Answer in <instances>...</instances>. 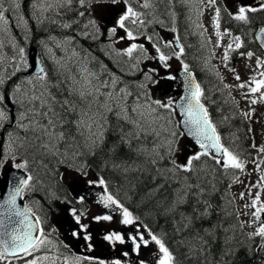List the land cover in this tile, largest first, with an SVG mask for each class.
Wrapping results in <instances>:
<instances>
[{"label": "snow or ice", "instance_id": "snow-or-ice-1", "mask_svg": "<svg viewBox=\"0 0 264 264\" xmlns=\"http://www.w3.org/2000/svg\"><path fill=\"white\" fill-rule=\"evenodd\" d=\"M175 2L176 0H167L169 5ZM180 2L190 6L193 0ZM155 3L156 0H142L139 7L149 10ZM218 3L219 0H195V7L198 16L204 14L205 8L213 9L211 24L213 35L216 37L215 48H221L224 36L231 37V41L223 46L221 61L228 71L235 73V68L230 63L232 53L243 48L245 42L241 36L233 35L228 29L221 31L222 9ZM117 5L122 7L116 9ZM20 7V0H10V3L9 0H0V87L5 86L17 73L27 71L30 67L26 49L20 46L11 34L10 25L15 19L16 26L25 32L27 38L28 20L22 14L15 15ZM32 8L33 15L39 14L43 17L39 23L48 21L58 24L64 30L72 29L74 25L79 28L82 23L80 18H86L77 35L99 42V50L112 58L119 67L118 72L113 71L89 50L82 51L77 45L76 35H65L62 38L49 36L40 43L52 68H47L41 59L37 64L38 70L14 83L10 94L0 92V126L9 119L5 101L11 100L19 106L16 126L25 133L23 137L18 134L16 136L19 147L34 140L45 155L71 158L74 162L67 164L70 172L84 177V182L89 187L101 189L96 202L109 211L90 217L87 210L73 206L84 204V196L69 199L67 196L61 198L55 191L48 193L51 197L49 211L56 206L59 212L66 213L63 222L67 223L68 239L82 243L87 252H94L97 247L117 250L118 245H127L125 250L120 251V258L106 261L97 256H65L59 264H126L123 258L133 254L138 259L131 264H148L139 257L141 250L151 245L156 246V260L153 264H176L175 256L166 246L164 236L157 234L140 215L134 213L118 193H113L103 176L96 173L93 174L94 178L88 179L90 166L86 162L75 163L80 157H94L98 150L103 149L107 133L111 129L112 118L115 119L119 130V139L108 149L110 157L113 158L112 169L124 173L131 170L149 174L155 186L145 194L147 202L155 201L153 210L156 215L163 216L166 222L170 220L174 231L184 236L181 244L187 248L188 256L196 258L198 264L201 258L203 264H232V258L239 250L237 243L247 247L249 252L253 247L264 252V201H261L260 191L244 205L245 209H252L250 213H243L250 216L249 220H239L240 213H236L237 222L230 227H223L219 223L203 227L214 211L210 197L216 191V170L222 169L225 174L231 170L234 174L233 182L240 183L235 173L244 172L245 161L223 143L216 124L202 103L204 92L201 85L196 82L189 65L182 59L185 48L181 37L176 35L166 40L155 31H147L149 25L155 23L163 26L164 21L154 15L148 18L149 12L138 11L132 6V0H33ZM94 10H106L111 13V23H108L103 14L97 18ZM223 11L232 20L247 25L251 23L250 14L264 12V0H259L256 5L240 2L234 11H230L225 4ZM65 12H72L76 19H56ZM9 13L13 14L12 17H9ZM172 16L175 17L174 12ZM196 27L203 29L204 25L197 23ZM167 30L177 32L175 26ZM200 35L203 36L204 33L201 32ZM4 37L10 40L11 55L5 52L8 45L5 44ZM141 40L144 42H140ZM255 40L259 42L260 50L264 51V27H260L255 33ZM125 42L126 47H117ZM208 43H211V40ZM57 51L61 54L57 55ZM239 55L249 60L255 57L256 67L247 81H242L240 75L235 74L233 78L238 81L235 87L247 89L241 93L245 99L259 94L260 100L264 101V55H257L251 50L239 52ZM173 58L182 65L185 94L173 98L165 93V99L153 98L152 90L160 85L162 80L177 79L168 73L171 68L169 61ZM147 62H154L157 66L141 68V65ZM121 65H127V70ZM160 69L164 70L165 75H160ZM120 73L131 76L139 73L141 79L129 82L124 80ZM217 75L219 76V73ZM224 87L228 88L230 85L224 84ZM250 103L255 104L257 100L251 99ZM69 114L72 119H68ZM175 115H179L181 119L174 120ZM241 115L250 118L251 112ZM149 137L152 138L151 146L147 142ZM186 137L191 138L199 150L184 156L183 160H178L176 154L181 152V140ZM121 147L126 148L129 153H134L138 159L143 158L145 165L151 167L141 168L135 161L132 164L126 160L117 161L115 156ZM253 148L258 154H264V145L257 148L253 144ZM184 149L187 151L188 145H184ZM204 157L212 159L216 166L212 170L211 179L207 174L201 175L204 169L197 163ZM163 160L168 161V167H158ZM59 162L64 163V160ZM252 162L259 173V180L256 184L247 186L250 197L253 188H264V159L259 163ZM108 165L109 161L105 160L104 166ZM15 167L23 170L26 175L14 179L11 191L0 201V261H5L10 256L23 259L33 256V253L48 245L55 247L50 238L51 232L46 233L42 227L46 223V215L42 216L40 210L29 205L23 208L17 205V198L23 199L26 192L34 191L35 184L39 181L32 174L27 159L16 163ZM160 180H163V183H160ZM166 185L171 187L170 198L156 200ZM244 197L245 193L240 192L239 198L243 200ZM56 201L65 207L55 205ZM114 218L118 219L121 228H104L101 232L99 228L93 227L111 224ZM245 227H254L255 230L245 233ZM124 229L128 231L125 232ZM236 229L245 237L244 241L237 242ZM57 231L56 228L52 229V232ZM229 231L232 235H228ZM220 232L223 233L222 237L218 235ZM257 238L259 243H256ZM217 242L221 245L218 258L212 251ZM64 247L67 248L68 245L65 244ZM58 260L56 256L45 255L26 260L25 264H43L44 261L58 264Z\"/></svg>", "mask_w": 264, "mask_h": 264}, {"label": "trees", "instance_id": "trees-1", "mask_svg": "<svg viewBox=\"0 0 264 264\" xmlns=\"http://www.w3.org/2000/svg\"><path fill=\"white\" fill-rule=\"evenodd\" d=\"M22 8L29 21V25L27 27V38H25V32L22 31L21 28L16 26V22L14 20H12L10 25L14 34L13 37H15L20 46L24 47L25 49L31 44L37 45L39 47L40 41L47 40L49 36L62 38L65 35H76L77 45L82 51L89 50L92 55L107 64L110 68H112L113 71H119V68L111 62V59L106 57L103 51L99 50L100 45L97 42H90L89 39L77 35L83 22L81 23L79 28L74 25L72 29L64 30L60 28L58 24H52L48 21L39 23L37 20H34V15L32 12L33 8L27 1L23 0ZM160 9H162V7ZM47 15L51 16L52 14ZM262 16L263 15H260L259 13L253 14V16L251 17L252 21L249 25L254 26L255 23L261 20ZM56 19H63L64 21H67L69 19H76V16L72 12H65L61 17H56ZM182 24H184V22H182L181 25ZM249 32L250 29L243 31L245 39L249 38ZM189 43L190 42H188L189 48H186L182 59L185 60L189 57V59L193 62H201L203 60L201 50L197 48L196 44L190 46L191 44ZM172 60L176 59L173 58ZM172 60H170L169 63H171ZM120 74L123 76L124 80L129 82L141 79L135 78V76L131 75H124L123 73ZM53 79H55V77H53ZM218 90V88L215 89L214 87H210L208 89V93L216 95V97L218 98L215 99L214 102L221 104L222 98L217 95ZM205 94H207V92H205ZM221 110L223 111V115H220L218 117L211 116L217 126H221L225 129L218 130V132L221 134L222 138H226V140H236L235 144L238 146L239 150L246 155V146L248 143V139L245 138V124L240 120L239 122H237V119L231 118L232 114L230 111L223 109ZM68 119H72L71 114H69ZM19 134L20 137H23L25 135V133L22 131H20ZM118 139L119 130L117 128L115 119L112 118L111 129L107 133L106 143L104 144L103 149L98 150L94 157H89L92 161V164L97 167L99 166L98 168H104L106 171H108L110 176H117L120 178L121 189L123 191V194L128 198L130 209L137 215H140L142 219L146 223H148L157 234L164 236L166 246L169 247L170 251H172L175 256L176 264H198L196 258L187 255V248L183 244H181V240L184 239V236L174 231L170 220L166 222L163 216L156 215V212L153 210V203L155 201L151 203L147 202V197L145 194L155 186L149 174L147 172L131 170L127 173H124L123 171L112 169L111 160L113 158L110 157L108 149ZM147 142L149 146H151V142L149 140ZM13 154H15L16 160V162L13 164L14 167L16 163L21 162L23 159H27L29 162V168L32 170V174H56L53 170V165L55 161H57V158L51 155H45L43 153V150L38 148L37 142L34 140L29 143H25L23 147H19V144L16 145L13 149ZM115 159L117 161L126 160L129 164H132L133 161H135L136 165H139L141 168L151 167L150 165H145L143 158L138 159L134 153H129L128 150L124 147H121L119 149V151L116 153ZM105 160L109 161L108 167L104 166ZM197 163L201 168L204 169V172H201V175L204 176L207 174L208 178L211 179L212 170L216 168V166L214 165V161L210 158L204 157ZM158 167H168V162L166 160L160 161ZM154 174L155 170L153 169L152 175ZM159 182L163 183V180H160ZM215 185L216 191L210 197L211 202L214 206V211L209 220L204 222L203 227L207 228L212 224L217 223L222 224L223 227H230L232 224H235L237 222L236 211L232 208V205L228 201H226L227 180L225 173L221 169L216 170ZM170 196L171 187L166 185L165 189L162 190V192L156 197V200H162L164 197L170 198ZM228 213H232V215H228ZM218 235L222 237L223 233L220 232L218 233ZM228 235H232V232L229 231ZM235 235L237 242L245 240V237L240 234L239 229H236ZM220 246V243L217 242L212 248L213 254L217 258L219 256ZM237 247L239 250L236 252L235 257L232 258V264H260V256L257 255L256 251H254V248L251 252H249L247 247L239 246V243H237ZM199 264H203L202 258L199 261Z\"/></svg>", "mask_w": 264, "mask_h": 264}, {"label": "rangeland", "instance_id": "rangeland-1", "mask_svg": "<svg viewBox=\"0 0 264 264\" xmlns=\"http://www.w3.org/2000/svg\"><path fill=\"white\" fill-rule=\"evenodd\" d=\"M194 1V0H193ZM233 1V0H230ZM241 0H234L232 2V6L235 10V6L240 3ZM246 3L244 4H250L249 0H244ZM252 2H257V4L259 3V0H251ZM21 2V0H20ZM10 3V0H9ZM21 4V3H20ZM8 6V5H6ZM189 11L191 16L187 17V21H188V26L190 28L189 33L190 34H195L197 35V37L200 34V30L201 32L204 33V35L202 36V47H206L208 52H209V58L216 70L217 73H219L220 78L222 77V83L223 86L224 84H228L230 85V87L226 88L228 94H230V96L234 99V101L237 103V106L242 110L243 113H246L245 111L248 110L249 112H251V116L254 118V122H253V126H255L257 128V130H254V144L258 147L264 145V101L260 100L259 98V94H256L254 96H250L249 98L245 99L244 96L241 95L242 92H246L247 89H238L237 87H235V85L238 83V81H236L233 77L235 74H239L241 77L242 81H247L249 79V77L251 75H253V69H255L256 65L255 63L251 62V60H249L247 57H245V61L243 60H239L236 63L235 66V73L230 72L227 70V68H225L222 64L221 61V57L223 55V46L227 45V43H229L231 41V37L230 36H224L221 40V48H215V39L216 37L213 35V28H212V24H211V19L213 16V12H211V8H205L204 14L202 16H198V14L195 13V10L188 6ZM116 9H119L118 7H116ZM94 13L98 16L103 14L105 17H107L108 19V23H111V13H109L108 11H97L94 10ZM24 15L23 11H22V7H20V9L17 11V13L15 15L19 16V15ZM9 17H12V13L8 14ZM25 17V15H24ZM35 18L39 19L42 18V16H40L39 14L35 15ZM15 20V19H13ZM101 23L103 24L104 22L101 21ZM197 23H202L204 25L203 29L197 28L196 24ZM12 30V29H11ZM12 36H14L13 32L11 31ZM165 38V37H164ZM170 39H172L170 37ZM16 40V39H15ZM211 40V43H208V41ZM4 42L6 45H8L5 48V52L8 55L12 54V48L10 46V40L7 37H4ZM16 42L18 43V41L16 40ZM140 42H144L143 40H141ZM127 46V42L125 43H121L118 44L117 47L118 48H122V47H126ZM40 50V54H41V58L44 61V64L47 68L51 69L52 65L49 62V58L48 55L45 53L43 46H41V48H39ZM55 50V49H54ZM61 53L59 51H57V55H60ZM125 60L127 58H124ZM242 59V58H240ZM127 66V65H126ZM152 67H156L157 65L153 62ZM180 66H178V64H176V60H172L171 61V68L168 71V73L176 76V70L179 68ZM23 73L27 72V71H22ZM22 72L17 73V75L15 77H12V79L10 81H8V83L2 87H0V92H7L4 91V89H8L7 93H11L12 90V86L14 83L19 82L20 78H24V77H29V76H25ZM160 75L163 76L165 75V72L160 69ZM55 77V76H53ZM55 80V79H54ZM63 87V86H61ZM167 96H171L173 98H176L178 96V86L175 85L173 83V81H167V80H162L161 84L158 85L156 88H154L152 90V97L153 98H160V99H165V94ZM239 101V103L236 101V99ZM251 99H256L257 103L255 104H251L250 101ZM14 103V102H13ZM15 104V103H14ZM239 104L241 105V108L239 106ZM16 105V104H15ZM16 109H17V114H16V120L18 118L19 115V106L16 105ZM7 110V109H6ZM8 112V110H7ZM174 119V118H173ZM9 120V119H8ZM15 120V122H16ZM8 124V121L3 123V126ZM3 126H0V128H2ZM17 127V126H16ZM12 133H15L14 130L12 128H10ZM74 134V133H73ZM16 136L17 134H12L11 137L7 138V140L5 141V157L2 160V164L1 167L3 169L8 168L9 166H11V161L14 163V159H13V151L12 149L19 144V141H16ZM150 139H152L151 137H149ZM184 145H188V150L185 151L184 149ZM198 147L196 145H194L193 143H191L189 140H187L186 138L181 140V152L176 154V159L178 160H183L184 156L190 154V153H194L195 151H198ZM61 151H63V149H61ZM86 156V155H85ZM83 157V156H82ZM80 157V158H82ZM60 158H64L63 156H61ZM264 158V154H258L255 157V161L257 163H259L262 159ZM65 159V158H64ZM66 161H68V163H73L74 161L71 158L65 159ZM81 161H75V163L79 164ZM64 175H68L70 177L71 180H75L76 178V174L70 172V170H68L66 172V174ZM237 176L239 177V180L241 181L240 183H234L232 182L228 196L231 198L233 202V204L237 207V211L238 213H240L239 219L241 221H247L250 219V216H246L243 213L244 212H251L252 209H245L244 205L246 203H249L251 198H253L256 194L257 191L261 192V201H264V188H253L252 189V195L251 197L248 195V185L250 184H256L257 181L259 180V173L256 171L255 169V165L252 162H245V169L243 173H238ZM73 190V188L71 189ZM76 191V188L75 190ZM240 192H244L245 193V197L243 200H241L239 198V193ZM123 201L126 200V197L123 195L122 196ZM262 221H264V216H262ZM122 226L120 225V228ZM245 229L248 232L254 231L255 228H248L245 227ZM125 232L128 231V229H124ZM127 245H122L123 247H126ZM156 250L154 252V254H152L151 256H149V253H145L143 250H141V257L139 259H144L145 261L148 262V264H153V262L156 260ZM14 264V263H13ZM25 264V263H24ZM264 264V261H263Z\"/></svg>", "mask_w": 264, "mask_h": 264}, {"label": "flooded vegetation", "instance_id": "flooded-vegetation-1", "mask_svg": "<svg viewBox=\"0 0 264 264\" xmlns=\"http://www.w3.org/2000/svg\"><path fill=\"white\" fill-rule=\"evenodd\" d=\"M225 4L228 5L230 11H234L232 6V2L230 0H223ZM250 1V0H249ZM132 3L136 6H139L142 3V0H132ZM257 2H253L252 5H256ZM260 15H263L261 20L254 24L257 25L264 19V12H257ZM252 17L253 15L250 14ZM252 21V18H251ZM221 30L228 29L231 33H234L235 25L234 20H232L226 12L222 10L221 12ZM242 28L244 30H248L253 28V25H243ZM240 33V32H238ZM240 35V34H238ZM251 49H247L249 51ZM253 51V50H251ZM259 54V53H257ZM90 155L85 159V162L90 166V175L88 179L94 178L93 174H96L94 170L95 165L92 164L90 160ZM99 167V166H98ZM97 167V168H98ZM94 169V170H92ZM106 171L104 168L99 169L97 172L99 175L103 176V178L108 181L110 190L113 193H118L120 198L122 199L123 191L121 189V181L120 178L117 176H110V174H105ZM39 183L35 184L34 191H28L24 194L23 199L26 202V205L33 207L34 209L40 210V214L42 216L46 215V223L42 226L46 233L51 232V240L53 241L55 247L52 245H48L42 248L40 251L33 253L35 256H45L51 255L56 256L59 258L58 261H61L63 257H74V256H97L100 258L107 260H111L114 258H120L119 253L122 250L127 248L123 247L122 245L117 246V250H113L111 248H102L97 247L94 252H87L85 247L82 243L74 240H69L67 237V223H64V219L66 218V213L59 212L57 207H52L51 211H49V200L51 197L48 195L49 192L55 191L57 195L61 198L67 196L69 199L78 196H84L85 202L82 204V208L87 210L89 213V217L91 215L102 214L108 212L109 210L103 209L102 206L97 204L98 194H101V189L99 187H89L86 182H84V177L76 176L75 180H71L68 175H64L63 179H61V175H34ZM4 176L0 174V180H3ZM76 188V191L71 190L72 188ZM39 202V203H37ZM55 205L59 206L60 208L65 207L64 205H59V201L55 202ZM79 209L80 205L76 204L73 205ZM115 217V214H113ZM87 222V221H86ZM94 228H99L101 232H103L104 228H116L119 229L120 225L118 223V219L114 218V221L111 224H105L103 226L100 225H93ZM56 228L57 232H52V229ZM99 239V236H97ZM67 244L68 247H64ZM155 246L151 245L147 249H142L145 253H149V256L154 254ZM29 257V256H28ZM28 257H24L23 259L12 258L14 260H25ZM141 257V255H140ZM139 257V258H140ZM126 261V264H131L132 261L137 260L138 258L133 254L128 258H123ZM47 264H50L48 261ZM87 264V262H85Z\"/></svg>", "mask_w": 264, "mask_h": 264}, {"label": "water", "instance_id": "water-1", "mask_svg": "<svg viewBox=\"0 0 264 264\" xmlns=\"http://www.w3.org/2000/svg\"><path fill=\"white\" fill-rule=\"evenodd\" d=\"M27 60H28L29 65H30L29 73H34L35 71H37L38 70L37 64L40 60H39L38 51L35 47L32 46L27 51ZM179 74L183 79H185V74L183 71H180ZM184 94H185V90H184L182 95H184ZM6 102H7L8 106L11 108L10 116H11V118H13V106L11 104H9L8 100H6ZM22 176H24V173L18 169H9L7 171V173H6L7 178L3 182H1V184H0V186H2V187H0V201L5 199L9 193V191H11V189L13 187L14 179L22 177ZM3 187H5V188H3ZM17 205L20 208H23L25 206L23 203H21V201H19V197L17 198Z\"/></svg>", "mask_w": 264, "mask_h": 264}, {"label": "bare ground", "instance_id": "bare-ground-1", "mask_svg": "<svg viewBox=\"0 0 264 264\" xmlns=\"http://www.w3.org/2000/svg\"><path fill=\"white\" fill-rule=\"evenodd\" d=\"M14 21H15V20H14ZM15 22H16V21H15ZM28 25H29V21H28ZM27 27H28V26H27ZM39 46H40V48H41V46H42L41 43H39ZM38 162H39V161H38ZM39 165H40V164H39ZM46 167H47V166H46ZM46 167H45V168H46ZM219 193H220V191H219ZM221 194H222V193H221ZM220 199H221V198H220ZM232 225H233V224H232ZM175 239H176V238H175ZM177 248H178V247H177ZM214 249H215V248H214ZM186 256H187V255H186ZM258 261H259V260H258ZM189 262H190V261H189ZM178 264H179V263H178Z\"/></svg>", "mask_w": 264, "mask_h": 264}]
</instances>
